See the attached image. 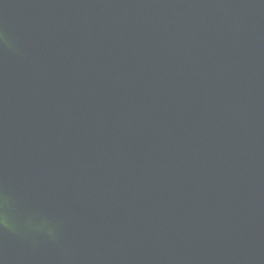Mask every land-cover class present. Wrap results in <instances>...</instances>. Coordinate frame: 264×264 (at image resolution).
Wrapping results in <instances>:
<instances>
[{
  "label": "water",
  "instance_id": "1",
  "mask_svg": "<svg viewBox=\"0 0 264 264\" xmlns=\"http://www.w3.org/2000/svg\"><path fill=\"white\" fill-rule=\"evenodd\" d=\"M0 264H264V0H0Z\"/></svg>",
  "mask_w": 264,
  "mask_h": 264
},
{
  "label": "clouds",
  "instance_id": "2",
  "mask_svg": "<svg viewBox=\"0 0 264 264\" xmlns=\"http://www.w3.org/2000/svg\"><path fill=\"white\" fill-rule=\"evenodd\" d=\"M4 221L2 219H0V223H3Z\"/></svg>",
  "mask_w": 264,
  "mask_h": 264
}]
</instances>
